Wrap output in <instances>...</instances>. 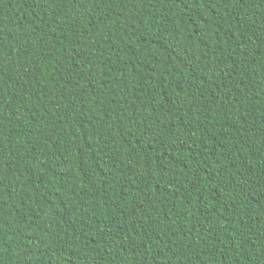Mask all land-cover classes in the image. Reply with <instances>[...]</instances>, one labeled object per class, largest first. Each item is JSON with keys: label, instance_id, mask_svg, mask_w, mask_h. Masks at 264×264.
I'll return each mask as SVG.
<instances>
[{"label": "trees", "instance_id": "1", "mask_svg": "<svg viewBox=\"0 0 264 264\" xmlns=\"http://www.w3.org/2000/svg\"><path fill=\"white\" fill-rule=\"evenodd\" d=\"M0 264H264V0H0Z\"/></svg>", "mask_w": 264, "mask_h": 264}]
</instances>
